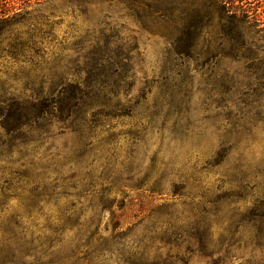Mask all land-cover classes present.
<instances>
[{
  "label": "trees",
  "instance_id": "1",
  "mask_svg": "<svg viewBox=\"0 0 264 264\" xmlns=\"http://www.w3.org/2000/svg\"><path fill=\"white\" fill-rule=\"evenodd\" d=\"M50 1L10 0V22L7 9L0 8V61L10 65V76L0 83V264H147L154 240L168 247L185 244L186 251H192L189 244L194 240L203 249L206 216L214 213L201 208L183 218L166 213L165 219L128 247L126 234L120 231L124 214L130 210L148 220L145 215L152 212V197L164 188L107 185V166L98 175L87 161L90 143L78 151L73 145L67 152L52 151L48 143L54 138L55 124L68 122L78 140H86L101 114L99 109L130 103L122 104L135 79V49L123 43L121 27L114 22L116 13L120 16L127 10L139 20L171 24L176 55L192 52L203 29L217 24L225 37L214 44L227 42L248 60L257 59L259 49L244 26L259 23L257 14L243 0H207L203 9L183 0H66L73 19L81 18L85 26L71 25L73 31L61 37L52 24L22 27L23 20L33 15L28 7ZM9 32L10 39H5ZM261 61L264 66V57ZM176 106L179 114L181 108ZM184 113L185 122L188 113ZM222 157L205 161L199 170L193 165V174L217 169L216 192L228 183L237 187L239 198L247 194L251 208L244 220L264 236V184L249 188V181L257 177L244 157L232 159L230 166L224 165L229 156ZM172 188V201L203 203V195L185 193L183 184ZM224 199L221 195L207 203L217 209ZM12 200L18 201L22 212L5 219ZM63 201L56 215L45 212L48 205L59 207ZM88 210L92 212L89 223L83 220ZM106 213L113 228L109 239L100 232ZM189 220L195 221L191 228Z\"/></svg>",
  "mask_w": 264,
  "mask_h": 264
},
{
  "label": "rangeland",
  "instance_id": "2",
  "mask_svg": "<svg viewBox=\"0 0 264 264\" xmlns=\"http://www.w3.org/2000/svg\"><path fill=\"white\" fill-rule=\"evenodd\" d=\"M183 1L196 9H203L207 2ZM65 3L66 0H51L28 7L33 15L23 20L22 27L52 24L61 37L72 32L73 26L79 29L85 26L81 18L73 19ZM242 4L256 13L259 20L250 28L244 26L259 49L255 60L236 53L227 42L224 46L214 44L225 37L220 35L217 24L203 29L192 52L176 55L171 45V24L139 20L127 10L120 16L116 13L114 22L121 27L123 43L128 49H135L132 51L135 79L122 104L130 103L99 109L101 114L86 140L79 141L68 122L55 124L52 130L54 138L48 143L52 151L67 152L73 145L78 151L82 144L90 143L87 161L98 175L107 166L106 176L110 177L107 185L164 188L160 195L152 197L153 213L148 211L145 215L148 220L140 219L130 210L124 214L120 231L126 234L124 243L128 247L165 219L166 213L183 218L196 208L213 210L214 215L206 216L203 249L194 240L189 244L192 251H186L185 244L168 247L154 240L147 264H264V236L251 230L244 220L251 208L248 195L239 198L235 193L237 187L228 183L216 192L217 169L206 175L192 171L193 165L199 170L207 160L224 159L222 155L229 156L225 158V166L241 156L250 165V173L257 177L249 181V188L264 184V66H261L264 0H243ZM0 8L7 9L10 22V0H0ZM4 37L10 39V32ZM8 76L10 65L0 61V83ZM175 106L181 108L179 114ZM185 110L188 118L184 122ZM85 118L87 123L89 116ZM177 184H183L189 195H203V203L183 205L180 200L172 201V187ZM221 195L225 198L222 207L208 206L207 201ZM64 205V201L59 207L50 204L45 212L56 215ZM9 206L4 218L22 212L17 200H12ZM91 214L88 210L83 220L89 223ZM97 215H92L93 221ZM188 222L191 228L195 221ZM100 232L108 239L113 234L107 213L101 219Z\"/></svg>",
  "mask_w": 264,
  "mask_h": 264
}]
</instances>
